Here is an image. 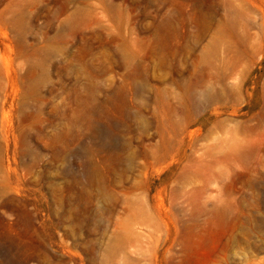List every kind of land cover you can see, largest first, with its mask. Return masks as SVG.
I'll return each mask as SVG.
<instances>
[{"label":"rangeland","instance_id":"1","mask_svg":"<svg viewBox=\"0 0 264 264\" xmlns=\"http://www.w3.org/2000/svg\"><path fill=\"white\" fill-rule=\"evenodd\" d=\"M0 264H264V0H0Z\"/></svg>","mask_w":264,"mask_h":264}]
</instances>
